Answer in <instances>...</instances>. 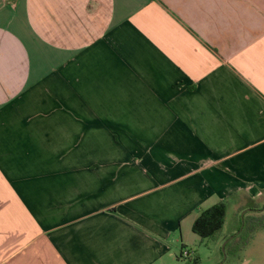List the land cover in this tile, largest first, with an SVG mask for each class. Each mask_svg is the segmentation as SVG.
Returning <instances> with one entry per match:
<instances>
[{
	"label": "crops",
	"instance_id": "crops-1",
	"mask_svg": "<svg viewBox=\"0 0 264 264\" xmlns=\"http://www.w3.org/2000/svg\"><path fill=\"white\" fill-rule=\"evenodd\" d=\"M236 194L264 199V0H0V264H201Z\"/></svg>",
	"mask_w": 264,
	"mask_h": 264
},
{
	"label": "trees",
	"instance_id": "trees-1",
	"mask_svg": "<svg viewBox=\"0 0 264 264\" xmlns=\"http://www.w3.org/2000/svg\"><path fill=\"white\" fill-rule=\"evenodd\" d=\"M231 205H234L237 210L235 217L236 224L230 233L222 236L227 210ZM243 213L244 216L242 217ZM262 231H264V199L263 201H257L239 194L233 195L229 199L223 200L213 207L202 211L193 225V232L200 239L220 242L221 262L224 261V256L226 258L238 256L248 247L253 237ZM225 243L223 253L221 247ZM185 260H188L186 264H200L193 254Z\"/></svg>",
	"mask_w": 264,
	"mask_h": 264
},
{
	"label": "rangeland",
	"instance_id": "rangeland-1",
	"mask_svg": "<svg viewBox=\"0 0 264 264\" xmlns=\"http://www.w3.org/2000/svg\"><path fill=\"white\" fill-rule=\"evenodd\" d=\"M236 214V207L231 205L227 210L222 236L230 233L231 229L235 226ZM187 241L189 247L194 249L200 256L201 264H264V231L256 234L248 247L238 256H229V258H224L223 262L220 260L219 250L221 244L219 241L203 240V243H199L195 235H190ZM179 264H186V260L179 259Z\"/></svg>",
	"mask_w": 264,
	"mask_h": 264
},
{
	"label": "built area",
	"instance_id": "built-area-1",
	"mask_svg": "<svg viewBox=\"0 0 264 264\" xmlns=\"http://www.w3.org/2000/svg\"><path fill=\"white\" fill-rule=\"evenodd\" d=\"M191 253L189 252V251H187V250H185V251H183L182 252V258H189V257H191Z\"/></svg>",
	"mask_w": 264,
	"mask_h": 264
},
{
	"label": "water",
	"instance_id": "water-1",
	"mask_svg": "<svg viewBox=\"0 0 264 264\" xmlns=\"http://www.w3.org/2000/svg\"><path fill=\"white\" fill-rule=\"evenodd\" d=\"M244 216V213L242 214V217ZM225 245H226V243L225 244H223V246H222V251H223V253H224V250H225ZM224 258H226L225 256H224Z\"/></svg>",
	"mask_w": 264,
	"mask_h": 264
}]
</instances>
